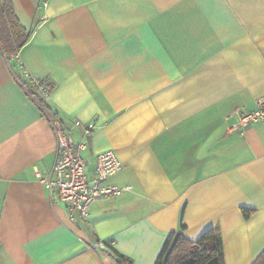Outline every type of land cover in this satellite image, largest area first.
Wrapping results in <instances>:
<instances>
[{
	"label": "crops",
	"instance_id": "crops-1",
	"mask_svg": "<svg viewBox=\"0 0 264 264\" xmlns=\"http://www.w3.org/2000/svg\"><path fill=\"white\" fill-rule=\"evenodd\" d=\"M12 2L35 28L24 69L48 81L76 141V120L96 124L81 150L89 175L113 150L124 168L108 182L132 189L71 221L38 178L56 161L52 126L18 60L0 52V264H118L97 241L155 264L181 222L192 241L219 226L225 264H253L264 250V121L232 126L264 101V0Z\"/></svg>",
	"mask_w": 264,
	"mask_h": 264
},
{
	"label": "built area",
	"instance_id": "built-area-1",
	"mask_svg": "<svg viewBox=\"0 0 264 264\" xmlns=\"http://www.w3.org/2000/svg\"><path fill=\"white\" fill-rule=\"evenodd\" d=\"M47 6V3L44 4ZM20 63L24 87L35 100L39 101L49 120L57 141V157L53 169L49 173H38V178L49 192L53 200L63 202L69 212L71 221L75 225H82L90 220L91 208L97 199L113 198L132 186L120 187L110 184L108 180L120 173L123 162L113 150L99 153L95 157V166L92 176L88 173L91 159L83 158L81 150L85 149L92 136L96 124H84L76 120L74 125L83 130V139L76 141L67 125L60 119L51 105V86L47 80L29 73L19 59V52L12 55ZM264 121V101L259 102L258 109L253 112H244L239 115V120L232 126V130L244 132L251 124ZM113 244V243H111ZM91 248L107 250L114 253L111 245L97 241Z\"/></svg>",
	"mask_w": 264,
	"mask_h": 264
},
{
	"label": "trees",
	"instance_id": "trees-1",
	"mask_svg": "<svg viewBox=\"0 0 264 264\" xmlns=\"http://www.w3.org/2000/svg\"><path fill=\"white\" fill-rule=\"evenodd\" d=\"M34 27L24 28L16 15L12 0H0V52L7 57L19 52L32 37ZM249 211L245 215H249ZM185 225L169 234L155 264H225L223 239L219 226L207 230L199 239L189 240L184 234ZM118 264H133V260L113 248ZM253 264H264V250Z\"/></svg>",
	"mask_w": 264,
	"mask_h": 264
}]
</instances>
